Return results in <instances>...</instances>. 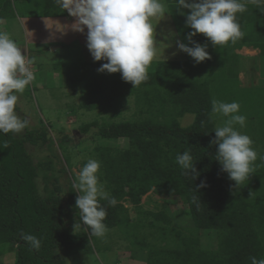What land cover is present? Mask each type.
<instances>
[{"label": "trees", "instance_id": "1", "mask_svg": "<svg viewBox=\"0 0 264 264\" xmlns=\"http://www.w3.org/2000/svg\"><path fill=\"white\" fill-rule=\"evenodd\" d=\"M40 2L41 10L51 12L50 9L58 8L64 12L55 0ZM242 2L247 10L237 13L241 28L255 15V25L262 23L264 33V4ZM9 6V0H0V19ZM181 16L186 21V16ZM173 23L184 34L183 24L179 25L177 19ZM190 31L186 30V35ZM193 39L208 45L210 59L197 64L188 55L187 59L162 58L149 66L148 80L134 88L130 82L106 72L97 76H92V72L81 83L80 90L87 96L80 108L86 112L102 108L110 114L107 122L84 124L79 130L87 134L91 128L98 129L101 143L94 146L90 155L101 164L100 182L117 200L115 206L100 201L107 211L103 222L108 231L103 238L92 236L79 219L73 175L67 174L65 168L57 170L53 158L34 163L28 153L27 146L46 145L47 131L38 127L25 129L22 134H0V258L12 254L13 264H68L74 256H90L98 251L100 239L110 240L111 245L123 239L138 253L148 250L146 264H251V257L264 258V159L258 158L248 181L235 187L215 160L217 146L210 143L217 128L211 101L238 102V91L230 88L229 81L232 74L237 77L238 57L234 51L251 46L247 42L253 37L216 47L202 34ZM256 46L264 58V45ZM100 65H90L91 71L99 73ZM227 65L231 71L228 78L220 69ZM32 85L33 82L23 93L33 91ZM130 97L131 118L117 121L123 114L118 109ZM238 103L239 114L253 111L248 107L251 103L260 111V117L264 116V105L253 97ZM188 115L193 120L184 125L182 120ZM246 117L251 121L254 116ZM261 131L260 136H264V128ZM117 140H126L127 147H110L106 143ZM252 140L253 148L259 146L263 150L257 152L258 156L264 157V138ZM185 150H190L200 173L194 181L176 162V156ZM64 175L69 178L66 192L58 182ZM201 181H206L207 186L196 191ZM148 193L179 201L192 227L177 225L169 210L142 212L141 199ZM125 203L138 211L135 222L129 221ZM21 232L40 238L41 248L32 249L21 239ZM202 232L215 236L209 249L200 247ZM111 245L102 247L103 252H109Z\"/></svg>", "mask_w": 264, "mask_h": 264}, {"label": "rangeland", "instance_id": "2", "mask_svg": "<svg viewBox=\"0 0 264 264\" xmlns=\"http://www.w3.org/2000/svg\"><path fill=\"white\" fill-rule=\"evenodd\" d=\"M9 1V11L6 12L3 19H0V31L7 32L10 38L22 47L23 54L26 53L28 57L34 58L35 62L31 68L34 72L37 70L36 79L32 85L33 91L30 89L29 93H23L24 95L21 96L18 94L17 106L19 111L17 114L21 119L29 121V126L26 129L43 127L47 131L48 137L45 146L41 148L27 146V151L32 156L34 163L53 158L51 161L57 170L65 168L67 174L73 175L77 180L78 173L85 166V163L89 159H93L90 151L95 145L101 143L96 134L98 129L91 128L87 134H82L79 131L80 127L92 122H99L100 124L110 119V116H108L110 114H106L102 108L91 112H86L80 108L87 96L84 90H80V87L82 82L89 79L88 76L92 72V76L100 74L94 72V70L91 71L90 65L102 64L106 61H93L86 47L87 29L84 33L73 30L71 25L75 22V18L69 16L67 11L64 15L65 11L60 12L58 8L57 10L50 9L51 12L41 10L40 0ZM162 2L167 8V14L161 20H153V23L156 24L155 39L158 48L157 57L153 60V63L167 57V59H177V57L187 59V54L184 55L183 52L177 49L176 41H185L186 30H190L185 26V21L181 16L185 10L187 12L188 10L183 9L178 12L177 7H175V10L171 8L172 3L169 4L170 0H162ZM249 18L250 23L246 22L241 28L244 33L243 39L248 40L252 36L253 40L249 42L256 43L258 46L264 45L262 23L259 26L255 25L257 20L255 15ZM175 19L181 26L184 21L183 36L173 23ZM169 31L175 35L169 37ZM249 42L247 43L249 44ZM252 49L255 50V48H250L238 52L242 56L250 57L254 52L255 55L250 59L241 57L238 60L237 77L233 74L230 77V88L238 91V102L245 103L248 97H253L264 105V58L259 49L255 51ZM258 56L261 57L260 60H258ZM220 69L228 78V74L231 72L230 66H223V68L221 66ZM106 75H108L107 72ZM109 75L113 78H121L120 73ZM247 84L251 86L248 87ZM71 86L77 88L72 89ZM24 92L26 91L24 90ZM250 105L255 106V104L249 103V106L244 105L243 107L248 106L254 109L245 113L248 117L253 114V120L247 119L244 128H240L239 125L235 127L249 137L258 131L251 139L264 138L263 135L260 136L263 133L261 130L264 128V125H262V123L264 124V116L260 117L258 108ZM118 111L123 112V114L116 119L117 121L131 118L133 97H130L127 103L120 107ZM225 119L224 117L214 118L217 127L222 126ZM192 120L193 117L188 115L183 118L182 123L188 125ZM24 130L19 134H22ZM69 138L70 140H68ZM106 143L110 147H127L126 140ZM258 143H261V139ZM254 149L257 152L262 150L259 146ZM67 178L64 175L58 181L64 192H66L68 186ZM124 205L129 210V221L135 222L138 219V211L129 204L125 203ZM141 208L142 212L153 213L161 209L169 210L171 219L177 225L189 229L192 227L189 219L184 216V206L177 200L173 201V199L161 198L148 193L141 199ZM200 238L202 249H209L215 242V236L212 232H202ZM104 241L100 239V243L97 245L99 250L92 255L74 256L68 261V264H146L148 250L144 249L140 253L133 251V248L131 249L128 242L123 239L115 245H111L110 240ZM110 245V251L104 253L102 247L107 246L109 248ZM13 259L12 254H6L0 258V264H13Z\"/></svg>", "mask_w": 264, "mask_h": 264}, {"label": "clouds", "instance_id": "3", "mask_svg": "<svg viewBox=\"0 0 264 264\" xmlns=\"http://www.w3.org/2000/svg\"><path fill=\"white\" fill-rule=\"evenodd\" d=\"M68 15L75 18L72 29L86 33V47L93 61H106L97 72L108 74L120 73L125 82L134 87L148 80V68L157 57L158 48L155 39L154 19H163L167 8L162 0H55ZM257 6L264 0H249ZM177 11L187 9L185 26L192 29L185 36L187 43L176 41L179 51L186 53L195 63L210 59L208 45L197 43L193 37L202 34L210 43L224 46L236 43L244 36L237 20V13H243L246 3L242 0H176ZM169 37L175 34L169 31ZM191 45V46H189ZM22 47L10 38L7 32L0 31V134H19L29 126L27 119H21L16 107L19 95L36 79V71L31 66L34 58L22 54ZM175 54V53H174ZM212 116L226 118L218 126L215 138L210 142L217 146L216 161L221 171L227 173L234 186L248 181L254 172V162L264 157L258 156L252 147L254 141L239 131L246 126L247 117L239 114L240 104L211 101ZM7 146V145H5ZM177 164L184 174L193 181L200 173L194 166L190 150L176 156ZM101 164L98 160L89 159L79 171L73 182L78 196L75 207L79 210V219L90 229V234L97 238L105 237L108 228L103 222L107 216L106 209L100 201L106 200L115 206L117 200L105 190L99 180ZM206 181L196 185V191L206 187ZM196 198L194 197V200ZM79 227L80 225H76ZM21 239L32 249L41 248V239L21 232ZM251 264H264V258L251 257Z\"/></svg>", "mask_w": 264, "mask_h": 264}, {"label": "crops", "instance_id": "4", "mask_svg": "<svg viewBox=\"0 0 264 264\" xmlns=\"http://www.w3.org/2000/svg\"><path fill=\"white\" fill-rule=\"evenodd\" d=\"M171 2H169V4L170 3H172V5H171V8L172 9H174L175 10V7H177V3H176V1L175 0H170ZM175 6V7H174ZM258 38H260L259 36H258ZM250 44H251V46H249V47H247V45L246 46H243V47H241V48H239V49H236L234 52H235V54L237 55V59L239 60L241 57L242 58H248V59H250L251 57H253L254 55H255V52H254V54L253 55H250V57L249 56H242V55H240L238 52L239 51H241V50H248V49H250V48H255V50H257V49H259L256 45V43H251V42H249ZM256 44V45H255ZM249 45V44H248ZM253 51H255L254 49H252ZM261 59V57L260 56H258V60H260ZM259 62V61H258ZM238 63H239V61H238ZM240 73H242V72H240ZM240 75V74H239ZM239 75H238V77H239ZM249 85V86H248ZM247 86L248 87H250L251 85L250 84H247Z\"/></svg>", "mask_w": 264, "mask_h": 264}, {"label": "water", "instance_id": "5", "mask_svg": "<svg viewBox=\"0 0 264 264\" xmlns=\"http://www.w3.org/2000/svg\"><path fill=\"white\" fill-rule=\"evenodd\" d=\"M22 54H23V51H22Z\"/></svg>", "mask_w": 264, "mask_h": 264}]
</instances>
